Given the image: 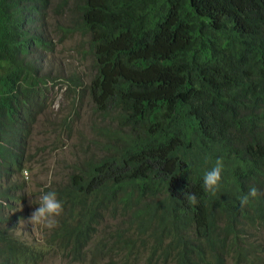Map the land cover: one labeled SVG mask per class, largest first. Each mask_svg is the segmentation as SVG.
I'll return each mask as SVG.
<instances>
[{"label":"trees","instance_id":"16d2710c","mask_svg":"<svg viewBox=\"0 0 264 264\" xmlns=\"http://www.w3.org/2000/svg\"><path fill=\"white\" fill-rule=\"evenodd\" d=\"M51 29L76 38L81 67L45 61ZM53 80L87 94L95 131L40 184L64 208L40 240L24 176L32 134L41 114L65 131L79 111L72 102L55 123ZM217 158L213 196L202 183ZM54 258L264 264V0H0V264Z\"/></svg>","mask_w":264,"mask_h":264},{"label":"rangeland","instance_id":"374dc122","mask_svg":"<svg viewBox=\"0 0 264 264\" xmlns=\"http://www.w3.org/2000/svg\"><path fill=\"white\" fill-rule=\"evenodd\" d=\"M60 30L54 31L51 29L50 35L53 36L55 42L54 53L48 54L45 57V61L49 64L53 63L55 70L61 69V64L65 65L64 73L70 69V67H79L82 64L79 61L78 54L72 55L71 46L76 38L68 37L67 39L60 40ZM53 57H56L54 59ZM66 81H52L50 90V100L54 95L52 106L55 113L52 115L55 123H59L60 118L65 116H71L70 105L78 107V115L73 121V127L70 130L60 131L57 125H51L47 120H43V115H39V121L36 123V133L32 134L30 141V150L34 154L30 157L28 164L31 166L30 170L24 171L28 173L27 188L29 192V200H34L41 196V183H48L49 180L56 181L62 176L60 164H64L67 161L73 160L78 155H83L81 149V139L85 136H92L95 129L90 125V110L91 103L87 94L80 96V93L66 94L67 90ZM48 113V111H47ZM79 129L81 132H79ZM58 143L59 146L56 149L49 151L47 148L42 150L37 149L46 144ZM36 230L35 235L41 240L44 237V231L39 228H33ZM30 237L31 235H27ZM41 264H80L78 262L66 263L65 261L54 258L48 259ZM101 264H104L102 262ZM108 264V263H105Z\"/></svg>","mask_w":264,"mask_h":264},{"label":"clouds","instance_id":"9594fccd","mask_svg":"<svg viewBox=\"0 0 264 264\" xmlns=\"http://www.w3.org/2000/svg\"><path fill=\"white\" fill-rule=\"evenodd\" d=\"M224 170V162L222 158H217L214 166L207 170L203 176L202 188L206 193L213 196L216 195L222 182V172ZM25 178H28V173H24ZM258 188L253 185L250 186L248 194L241 197V206H246L249 204V198H255L258 195ZM185 199L192 205L198 203L197 197L192 193H184ZM30 204L38 205L31 213L28 223L32 224L34 228L37 226L53 229L58 226L59 221L57 217L61 216L63 213V203L58 199L57 193L55 191H48L43 193L37 200H30ZM24 220L21 219L20 223Z\"/></svg>","mask_w":264,"mask_h":264}]
</instances>
